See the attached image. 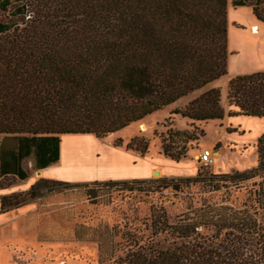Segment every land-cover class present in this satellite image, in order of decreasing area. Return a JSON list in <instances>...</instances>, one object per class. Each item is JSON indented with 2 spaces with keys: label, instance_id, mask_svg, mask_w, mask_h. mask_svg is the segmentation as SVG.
Wrapping results in <instances>:
<instances>
[{
  "label": "trees",
  "instance_id": "16d2710c",
  "mask_svg": "<svg viewBox=\"0 0 264 264\" xmlns=\"http://www.w3.org/2000/svg\"><path fill=\"white\" fill-rule=\"evenodd\" d=\"M226 1L0 0V12L19 18L0 21V141L15 143L6 164L0 151V175L13 170V162V174L22 179L19 159L30 154L35 169L54 164L58 137L111 134L226 74ZM261 11L252 8L262 20ZM225 99L235 110L224 112L212 88L169 114L201 124L224 116L262 118L264 71L230 78ZM253 146L257 164L237 177L263 168L264 132ZM160 152L174 162L183 154L162 144ZM198 210L172 224L161 213L151 215L148 236L123 233L120 254L97 264H264V239L254 221ZM207 224L216 228L211 236L196 230ZM156 234L169 241H153Z\"/></svg>",
  "mask_w": 264,
  "mask_h": 264
},
{
  "label": "rangeland",
  "instance_id": "374dc122",
  "mask_svg": "<svg viewBox=\"0 0 264 264\" xmlns=\"http://www.w3.org/2000/svg\"><path fill=\"white\" fill-rule=\"evenodd\" d=\"M228 8L229 20L245 22L251 18L250 10L244 6ZM260 14L264 16V11ZM16 19L19 18H8L0 12L1 22ZM254 22L255 31L249 25H227L230 69L243 63L249 68L256 66L258 59H252L249 51L253 45L264 60V25ZM239 47L241 51L237 53ZM212 81L219 91V105L226 112V80L219 77ZM197 91L102 137L61 136L65 167L54 168L55 176L79 177L75 171H82L83 178L150 173L146 178L129 179L144 182L125 187L81 186L78 184L92 181L42 179L34 176L29 167L25 169L31 182L21 190H13L16 182L12 178H1L0 188L4 190L0 191V198L4 199L0 200V264H97L120 254L123 233L148 236L151 215L161 213L165 223L172 224L179 216L192 215L200 208L254 221L264 239V166L254 176H236L257 164L253 143L259 122L237 115L201 124L169 114L177 104L184 107L198 97ZM226 128L234 131L227 132ZM161 144L172 152L182 151L179 160L189 163L190 170L153 176ZM142 146L143 152L138 153ZM119 149L146 158L133 160L134 156ZM204 149L212 150L211 163L206 166L198 162V154ZM156 179L163 181H153ZM196 230L211 236L216 228L207 224ZM152 239L163 245L169 241L163 234Z\"/></svg>",
  "mask_w": 264,
  "mask_h": 264
},
{
  "label": "crops",
  "instance_id": "0c3cea01",
  "mask_svg": "<svg viewBox=\"0 0 264 264\" xmlns=\"http://www.w3.org/2000/svg\"><path fill=\"white\" fill-rule=\"evenodd\" d=\"M236 1H241L243 4L239 5V6H244L245 8L250 10V15L251 18L246 20L245 22H238L236 20H229L228 19V7H236V6H232L231 4V0H227L226 1V13H225V19H226V50H227V33L229 31V29H227V25H235L236 27H242L241 25H249L250 30L254 29L256 30V23L254 21H257L258 23H261L264 25V19H258L254 16L253 12H252V8L256 7L257 10H262L264 11V0H236ZM256 45H253V48L249 49L250 51V57L252 59L256 58L258 59V61L255 63V67H251L249 68V65H247L246 63H243L240 67H234L230 69V60H229V54L227 52V57H226V74H224L221 77H224L227 81L234 77V76H239V75H246V74H251L255 72H263L264 71V60H262L261 56H260V51H258V48H255ZM245 48V45H244ZM239 51H241V48H237V53H239ZM264 51V50H263ZM232 71V72H231ZM215 81H211L207 84H205L204 86L200 87L199 89H197V94L200 95L201 93L212 89V88H216V84H214ZM193 99V97H192ZM191 100V98H190ZM189 101V100H188ZM186 104V103H185ZM182 105L181 104H177L176 105V109L181 108ZM227 110H235V108H230L227 106V104L225 105V111ZM243 117H248V116H243ZM229 118V117H226ZM248 118H252L254 120H257V122H259L258 124L260 125V129L258 131V133L256 134L258 137L261 133L264 132V117L262 118H255V117H248ZM242 133V132H241ZM68 138V136L66 137V139ZM61 139V137H58V144H57V160L54 164L48 165L44 168L41 169H35L33 167V161H32V157L30 154L23 156L22 158L19 159V161L17 162V166L20 170V172H22L24 174V178L22 179H17V177L15 176V174H13L14 171V164L13 162L8 166H12L13 170L6 172L4 174L0 175V179L3 177H9L12 178L16 183L15 185H13V190H21L23 189L24 186L29 185V183L31 182V176L27 175V171L25 168L29 167V170L33 172L34 176H38L39 178L42 179H47V178H54V179H58V180H66V181H95V180H110V181H124V180H129V179H139V178H146L147 176H149L148 173L143 174V175H125V176H117V177H105V176H94L91 178H83L82 177V171H75V176H79V177H70V178H61V177H57L55 176L52 172L54 168L57 167H61V169L63 170L65 167V164L63 162V157H62V143L59 144V140ZM256 140V139H255ZM61 142V141H60ZM14 141H12L11 139H3L0 141V151L2 152V163H5V159L7 158V153L10 149L14 148ZM118 149V148H117ZM120 150V149H119ZM122 152H125L123 150H120ZM127 154H130L132 156H134L132 159L135 160V158H140L142 157V159L146 158L145 156H135V154L131 153V152H125ZM216 153V151H215ZM158 163H155V167L156 170L158 171L159 175L161 176H168V175H174V174H179L182 172H186L190 170V164L183 161V160H178L176 162L174 161H170L169 159L163 157L162 155H158ZM159 165V166H157ZM3 166V164H2ZM70 168V167H69ZM69 169H66V171H68ZM152 171L155 169H151ZM152 174V173H151ZM81 176V177H80ZM3 188H0V191L3 192ZM3 194V193H1ZM25 264H30V263H25ZM45 264H49V263H45ZM71 264H80V263H71Z\"/></svg>",
  "mask_w": 264,
  "mask_h": 264
},
{
  "label": "built area",
  "instance_id": "2783aa9c",
  "mask_svg": "<svg viewBox=\"0 0 264 264\" xmlns=\"http://www.w3.org/2000/svg\"><path fill=\"white\" fill-rule=\"evenodd\" d=\"M251 31H255L254 27ZM212 150L204 149L198 154V162L202 166H206L211 163Z\"/></svg>",
  "mask_w": 264,
  "mask_h": 264
},
{
  "label": "bare ground",
  "instance_id": "6f19581e",
  "mask_svg": "<svg viewBox=\"0 0 264 264\" xmlns=\"http://www.w3.org/2000/svg\"><path fill=\"white\" fill-rule=\"evenodd\" d=\"M71 151L73 152V149H71L70 152H71ZM111 165H112V164L110 163V166H111ZM153 173H154V174H153ZM153 173H152L153 176H157V175H158V171H155V172H153ZM159 178H160V177H159Z\"/></svg>",
  "mask_w": 264,
  "mask_h": 264
},
{
  "label": "water",
  "instance_id": "95a60500",
  "mask_svg": "<svg viewBox=\"0 0 264 264\" xmlns=\"http://www.w3.org/2000/svg\"><path fill=\"white\" fill-rule=\"evenodd\" d=\"M154 174V173H153Z\"/></svg>",
  "mask_w": 264,
  "mask_h": 264
}]
</instances>
